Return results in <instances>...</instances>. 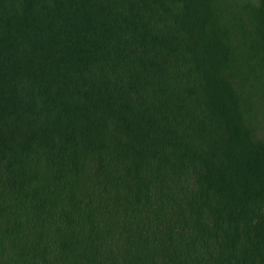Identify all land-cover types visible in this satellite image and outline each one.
<instances>
[{
  "label": "trees",
  "instance_id": "obj_1",
  "mask_svg": "<svg viewBox=\"0 0 264 264\" xmlns=\"http://www.w3.org/2000/svg\"><path fill=\"white\" fill-rule=\"evenodd\" d=\"M0 264H264V0H0Z\"/></svg>",
  "mask_w": 264,
  "mask_h": 264
}]
</instances>
